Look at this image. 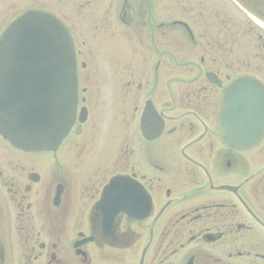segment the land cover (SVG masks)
<instances>
[{
    "label": "flooded vegetation",
    "instance_id": "obj_1",
    "mask_svg": "<svg viewBox=\"0 0 264 264\" xmlns=\"http://www.w3.org/2000/svg\"><path fill=\"white\" fill-rule=\"evenodd\" d=\"M185 2L184 16L169 18L165 0H0V35L29 10L54 12L79 63L77 119L61 146L0 144V264H264V139L231 146L222 115L236 80L264 85L262 66L239 73L241 58L226 54L244 34L219 11L210 23L211 0ZM121 25L134 27L148 71L119 75L113 50L109 79L94 41L115 43ZM95 63L102 72L89 71ZM107 93L127 122L114 119L120 141L98 145L92 112ZM114 178L125 184L104 197Z\"/></svg>",
    "mask_w": 264,
    "mask_h": 264
},
{
    "label": "water",
    "instance_id": "obj_2",
    "mask_svg": "<svg viewBox=\"0 0 264 264\" xmlns=\"http://www.w3.org/2000/svg\"><path fill=\"white\" fill-rule=\"evenodd\" d=\"M264 15V0H244ZM78 69L71 33L56 15L33 10L0 38V135L26 151L56 148L76 117ZM223 118L231 144L264 137V87L243 78L229 89Z\"/></svg>",
    "mask_w": 264,
    "mask_h": 264
},
{
    "label": "rangeland",
    "instance_id": "obj_3",
    "mask_svg": "<svg viewBox=\"0 0 264 264\" xmlns=\"http://www.w3.org/2000/svg\"><path fill=\"white\" fill-rule=\"evenodd\" d=\"M179 1H181V3H179ZM211 3H212L211 5L212 14L215 13L214 15H212L210 19L211 24L214 25L218 23L216 22L217 21L216 12L219 11L222 14H226L229 18L231 17L229 26L232 27V30H238L240 31V34L241 33L244 34V36H240V42L237 40V33L235 35V38L230 39L232 43L229 45L230 49H228L227 51V53L229 54H226V56L227 57H230V56L238 57L239 56L241 58V62L244 64V66H241L242 72H239V73L258 75L255 73L254 69L259 68L256 66H262L261 67L262 69L259 71L261 72L260 76L264 78V59L257 56L258 52H260L261 56L264 55V50L261 49L262 47H259V46H262L261 44H263L264 42V26L259 25L258 23L254 22L252 19L250 20V18L245 13H243L231 0H211ZM165 5H166V9L164 12L167 17L169 18L171 16L179 17V16H184V15L179 14L180 10L177 8L182 7V9H184L183 6L184 5L188 6V2H185V0H165ZM242 25L244 26V28L241 27ZM133 28H134L133 26L124 27L121 25L118 28L119 30L117 31L119 38L116 40L115 43H114L115 38L106 39L105 37H102V40L99 42L94 41L96 44V47H99L97 49H100V55L102 56V61L104 62V65L107 66V68H105L104 70L106 72V78L110 79L111 73H113L112 64H111V54L113 56V52H112L113 50H115L114 57L117 58V64L120 63V66H118V70L116 71L119 75L122 73H125L127 75V73L129 72H139L140 68L142 70L144 69V72L148 71L146 70L148 68L147 67L148 64L147 63L144 64V60H143V64L141 67L138 64L140 56H143L144 58L146 54V50H144L141 46L137 44L138 37H137V33L133 32L132 30ZM212 30L214 32V31H217L218 28H215V29L213 28ZM76 34H77L76 36H79L78 32H76ZM259 34L263 36V40L259 38ZM123 35L125 37L128 36L127 40H129L130 38L131 41L135 42V43L130 42L133 47L132 49L129 47L130 43L126 41ZM235 40L237 42H235ZM96 55L97 54H94L93 56H96ZM131 57H134V58L131 60ZM131 61L133 63H131ZM95 67H96V63L94 65L91 64V66H89L90 68L89 71H91V68H92V72H95V73L96 72L98 73L99 71L102 72L101 70L102 67H100L98 70H96ZM84 72H88V70H84ZM106 84L107 85L109 84V87H110V84H111L110 80L108 83L106 79ZM125 90H128V88L125 87ZM103 98L105 100L104 107L98 110H93L92 112V118L94 119L91 125L94 126L96 123H98V125L101 127L102 136L98 141L99 142L98 145H103V143L105 142L113 143L114 140H117V139H119L120 141V139L123 137V135H121V130L120 131L118 130V133L116 136L110 133V131L112 130V128L115 127L114 126L115 121L117 123L116 126L121 127V128L125 127L126 122H127L125 121V119H127L126 114L128 113L126 107H124L123 108L124 110L122 111L121 110L119 111L120 108L118 110H115L113 108V103L115 102V100H113V97L110 93H107L105 96H103ZM127 102H129V96L125 94V99H124L125 106L126 105L128 106ZM113 115H114V118H113ZM1 143H3V141L0 139V144ZM261 149L263 152L262 154H264V145L261 146ZM86 154L89 157L94 158V155L95 154L97 155V152L95 151L93 147H90V151L89 152L87 151Z\"/></svg>",
    "mask_w": 264,
    "mask_h": 264
}]
</instances>
